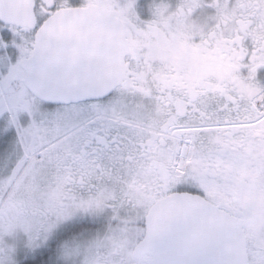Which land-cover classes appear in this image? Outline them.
<instances>
[{
	"label": "flooded vegetation",
	"instance_id": "obj_1",
	"mask_svg": "<svg viewBox=\"0 0 264 264\" xmlns=\"http://www.w3.org/2000/svg\"><path fill=\"white\" fill-rule=\"evenodd\" d=\"M33 2L35 27L0 18V117L19 119L0 130V264L10 230L32 224L53 228L36 248L39 264L62 261L74 237L98 240L106 264H149L153 251L134 247L151 206L172 193L235 216L249 264H264V225L251 203L264 191V0ZM90 5L125 31L120 83L70 103L37 97L25 84L37 30L61 7ZM84 49L74 63L90 64ZM99 49L106 59L107 46Z\"/></svg>",
	"mask_w": 264,
	"mask_h": 264
},
{
	"label": "water",
	"instance_id": "obj_2",
	"mask_svg": "<svg viewBox=\"0 0 264 264\" xmlns=\"http://www.w3.org/2000/svg\"><path fill=\"white\" fill-rule=\"evenodd\" d=\"M0 18L35 27L33 0H1ZM104 45L106 59L96 57ZM84 46L91 48L90 64L74 63V55L89 52ZM126 46L125 31L117 29L102 8H60L36 32L25 84L37 97L56 103L105 96L123 77ZM151 250L149 264H249L243 225L197 194L172 193L151 206L145 236L134 253Z\"/></svg>",
	"mask_w": 264,
	"mask_h": 264
},
{
	"label": "rangeland",
	"instance_id": "obj_3",
	"mask_svg": "<svg viewBox=\"0 0 264 264\" xmlns=\"http://www.w3.org/2000/svg\"><path fill=\"white\" fill-rule=\"evenodd\" d=\"M1 73L2 72L0 71V74ZM5 77L6 75L4 74V78ZM4 87V90L8 92L7 86ZM4 90L2 91L3 95H5L6 93ZM14 115L16 116V120L14 119L15 116H13L11 118V122H8V118L6 119V117H0L1 131L3 126L12 127V124L14 128L17 126L19 121L18 112L14 111ZM4 133L6 135V138L3 141L5 145L3 149L7 150L6 152L10 154L11 148L15 146V144L8 135L9 130H5ZM0 143H2V139H0ZM251 203L259 213L262 224L264 225V191L253 192ZM52 229L53 228H51V230L46 228L44 234H42V232L34 224L29 226L23 225L20 229L12 228L6 240L8 248L6 264H19L21 258L23 259L28 255L35 254L36 248L42 247L44 243L45 239L41 241V238L45 237L46 239H48L52 237ZM81 234L83 235V233ZM140 235L141 230L138 229V231L132 235L129 245L131 246ZM73 241V246L70 249H66V252L68 253H63V256L61 257L62 261L58 262L57 264H106V259L105 261L103 260L105 258L104 255L99 254V256L96 257L97 254L94 252V248L99 243L98 240L92 238L89 241L85 242L83 239L74 237ZM251 253L255 254L254 250L251 249Z\"/></svg>",
	"mask_w": 264,
	"mask_h": 264
},
{
	"label": "trees",
	"instance_id": "obj_4",
	"mask_svg": "<svg viewBox=\"0 0 264 264\" xmlns=\"http://www.w3.org/2000/svg\"><path fill=\"white\" fill-rule=\"evenodd\" d=\"M83 224L80 225V227H75L73 233L75 234V236L78 234V233H81L83 231V227H82ZM44 256V255H43ZM39 259H42L41 261H43L42 263H44V257L42 256H37L36 257V253L35 254H32V255H28L27 257L23 258L19 264H39Z\"/></svg>",
	"mask_w": 264,
	"mask_h": 264
}]
</instances>
